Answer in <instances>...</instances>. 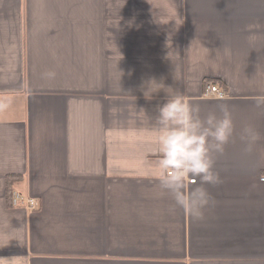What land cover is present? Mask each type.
<instances>
[{
	"label": "crops",
	"instance_id": "0c3cea01",
	"mask_svg": "<svg viewBox=\"0 0 264 264\" xmlns=\"http://www.w3.org/2000/svg\"><path fill=\"white\" fill-rule=\"evenodd\" d=\"M177 92L233 123L199 219L160 184L154 117ZM258 95L264 0H0V264H264ZM8 175L37 208L12 207Z\"/></svg>",
	"mask_w": 264,
	"mask_h": 264
},
{
	"label": "clouds",
	"instance_id": "9594fccd",
	"mask_svg": "<svg viewBox=\"0 0 264 264\" xmlns=\"http://www.w3.org/2000/svg\"><path fill=\"white\" fill-rule=\"evenodd\" d=\"M48 75L54 76L55 73L50 72ZM162 88L163 84L150 81L145 93L151 98L152 93ZM254 99L257 107L264 105V95ZM219 110V117L215 112H209L202 118L199 105L190 104L179 92L167 95L156 108L154 122L157 151L160 154L161 188L194 219L201 218L203 210L212 202L204 185L221 183L220 175L214 167V154L223 153L233 133L228 106L220 105ZM245 132L252 139L257 138L251 128L245 129ZM189 177H199L201 184L186 192L185 181Z\"/></svg>",
	"mask_w": 264,
	"mask_h": 264
},
{
	"label": "built area",
	"instance_id": "2783aa9c",
	"mask_svg": "<svg viewBox=\"0 0 264 264\" xmlns=\"http://www.w3.org/2000/svg\"><path fill=\"white\" fill-rule=\"evenodd\" d=\"M204 96L212 97L216 99H223L225 97V92L215 83H207L204 87ZM264 181V177L261 178ZM190 183H194L195 179H189ZM10 204L12 207L25 206L31 209L38 207L37 200L31 197H22L15 191L11 192L10 195Z\"/></svg>",
	"mask_w": 264,
	"mask_h": 264
},
{
	"label": "trees",
	"instance_id": "16d2710c",
	"mask_svg": "<svg viewBox=\"0 0 264 264\" xmlns=\"http://www.w3.org/2000/svg\"><path fill=\"white\" fill-rule=\"evenodd\" d=\"M210 81H206L205 82V85L207 83H209ZM19 177L16 176V175H8V177L6 178V182H7V198L9 197L10 198V195H11V192H12V183L14 181H16Z\"/></svg>",
	"mask_w": 264,
	"mask_h": 264
}]
</instances>
